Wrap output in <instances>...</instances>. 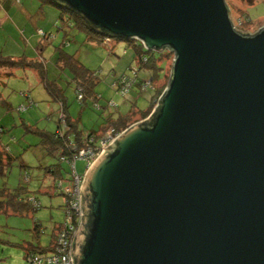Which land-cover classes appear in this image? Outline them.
I'll use <instances>...</instances> for the list:
<instances>
[{"label":"water","instance_id":"obj_1","mask_svg":"<svg viewBox=\"0 0 264 264\" xmlns=\"http://www.w3.org/2000/svg\"><path fill=\"white\" fill-rule=\"evenodd\" d=\"M97 34L172 53L146 120L84 175L71 264H264V28L225 0H52Z\"/></svg>","mask_w":264,"mask_h":264},{"label":"rangeland","instance_id":"obj_2","mask_svg":"<svg viewBox=\"0 0 264 264\" xmlns=\"http://www.w3.org/2000/svg\"><path fill=\"white\" fill-rule=\"evenodd\" d=\"M248 1L251 4L242 0H225L233 28L242 35H254L264 28V0ZM33 2L39 6L37 1ZM46 8L59 16L58 10ZM2 18L0 15V20ZM20 19V16H15L14 20L6 18L5 24L0 23V55L43 62L47 78L55 80L63 90L69 116L75 120L80 118L79 129L83 133L87 134L92 129L97 131L107 116L111 115L115 120L119 115H127L133 110H148L149 97L152 95L150 89L147 88L139 96L135 87L126 97H122L112 87L122 75L130 76L134 67L133 50L126 42L111 39L110 50L103 44L87 41L85 33L76 28L71 29L67 40L63 41L65 32L59 20L49 31L44 30L51 33V38L41 39L29 27L24 30L25 22ZM37 46H42L39 51ZM57 47L76 55L87 69L96 72L99 79L95 86V93L100 98L98 109L90 100H87L86 106L77 101L74 84L70 82L67 72H62L57 67ZM172 60L173 57L165 63L163 86L169 80ZM142 76L139 74V77ZM27 97L35 103L33 108L27 106ZM20 106L27 108L19 110ZM59 118L58 104L51 100L31 71L14 69L11 76L0 80V129L3 130L0 134V146L3 149L6 147L8 154L14 158L5 175L0 176V189L15 190L24 187L40 203V208L35 212L0 213V264H27L23 246H47L54 225L64 220L61 206L65 203V198L54 189L57 178L48 172V167L56 168L59 165L57 168L64 179L62 183L66 186L68 181L65 179L70 166L46 155L39 145V137L29 131L36 128L39 131L55 132ZM138 119L139 116L135 114L129 122ZM85 166L84 161H76L75 167L79 175L84 174ZM36 224L39 225L38 233L35 231Z\"/></svg>","mask_w":264,"mask_h":264},{"label":"trees","instance_id":"obj_3","mask_svg":"<svg viewBox=\"0 0 264 264\" xmlns=\"http://www.w3.org/2000/svg\"><path fill=\"white\" fill-rule=\"evenodd\" d=\"M19 1V0H18ZM39 3L40 7L49 6L52 7L59 12L58 20L61 22L63 29H73L76 28L80 31H83L86 35L87 41L97 42L108 46L111 50V39L109 43H105V38L101 35H97L88 24L82 20L78 15L71 13L64 7H60L56 5L52 0H35ZM246 4L249 3L248 0H242ZM246 18V16H245ZM247 20V19H246ZM248 21V20H247ZM249 22V21H248ZM43 33L41 38L50 39L51 33L44 32L43 30H37ZM36 31V33H37ZM39 36V35H38ZM116 41H119L115 39ZM128 46H130L133 50V62L134 67L131 69V75H122L120 78L116 79L112 87L118 93V88L122 87L121 80L123 78H127L130 83V87L128 92L125 94L126 97L129 92L136 87L137 95L142 96L143 92L148 88L152 91V95L149 97L150 106L148 110L144 112H136L132 111L127 115L118 116L115 120H109L106 127L101 128L100 131L90 130L86 133H83L79 128L80 118L72 119L68 114V106L66 103V99L63 94V90L58 86L55 80H49L47 78V72L45 67L43 66V62H39L36 60H28V59H13L9 57H3L0 55V80L7 78L12 75V71L14 69H23L29 70L34 74V76L38 79L39 83L44 86L46 92L50 96L51 100L58 104L60 118L57 124V130L55 132L48 131H39L36 128L31 129L29 131L35 133L39 137V145L42 146L46 155L54 157L59 163L66 162V160L71 161L74 156V151H72V145L76 147H81L83 145V141L85 138L90 139L94 138L96 142L104 136L106 133L112 130V133H121L129 126L133 125V123L137 121H143L148 118V116L153 111L154 107L157 104L158 98L162 94L166 85H164L165 79V63L169 58L173 57L172 53L168 51H163L161 53H156L154 51H147L143 48V46L135 41H125ZM42 46H37V50L39 51ZM56 64L59 70L62 72H67L68 78L72 84H74V91L76 94L81 93L82 99L77 101L82 105L86 106L87 100H90L93 105L98 109L99 106V96L95 93V86L98 83L99 79L96 77V72H92L87 69L79 59L72 54L64 51L62 47L56 48ZM139 74H142V77H139ZM29 102L31 105L29 106ZM27 103L29 108L34 107V102L27 97ZM27 108V107H26ZM138 115L139 119L134 122H129V120L134 116ZM141 121V122H142ZM2 129H0V134H2ZM96 145L95 143L90 144V146ZM7 151V148H1L0 146V176L5 175L7 169L11 166L14 158H12ZM77 161V160H76ZM76 161L74 163H76ZM85 162V161H84ZM67 163V162H66ZM68 164V163H67ZM69 165V164H68ZM59 166V165H58ZM57 166V167H58ZM70 166V165H69ZM48 167V172L51 173L54 178H57V182L54 185V189L56 192L64 197V194L60 187H58V183L64 179H62V174L59 168ZM76 169V167H75ZM71 171V170H70ZM68 172V174L70 173ZM77 172V170H76ZM78 173V172H77ZM66 181L69 180V175ZM62 186L63 183H62ZM65 198V197H64ZM66 204L64 203L61 208L64 215V220L62 223L54 225L51 232V240L47 246H33L28 244L27 246H23L25 250V260L28 263V259L31 256H42L47 257L51 255L53 252H56L55 243L57 240V232L63 228L64 234L66 235V241L70 242L73 232L69 230V224L65 222L67 220V215L65 213ZM40 208L39 201L28 194L27 190L24 187H19L15 190H8L6 188L0 189V213H12V214H22L28 212H35ZM72 217V225L73 231L76 229L79 218L76 216ZM64 225V227H62ZM39 229V225H35V231Z\"/></svg>","mask_w":264,"mask_h":264},{"label":"built area","instance_id":"obj_4","mask_svg":"<svg viewBox=\"0 0 264 264\" xmlns=\"http://www.w3.org/2000/svg\"><path fill=\"white\" fill-rule=\"evenodd\" d=\"M37 34L39 36H42L43 33L41 31H37ZM110 39L105 38V43H109ZM122 87L118 88V94L122 97L125 96V94L128 92L130 83L128 82L127 78H123L121 80ZM77 99L81 100L82 95L81 93H77ZM31 105V102H29V106ZM26 107L20 106L19 110H25ZM123 132V131H122ZM120 133H112V130L106 133L104 136H102L98 142L95 141V139L92 137L90 139L85 138L83 141V145L81 147H76L75 145H72L71 149L74 151V156L71 161L66 160V162L70 165V173L68 184L66 186H62V182L60 181L57 185L61 188L64 197H65V213L67 215V222L69 224V230L73 232L70 242L66 241V235L64 234V229L61 228L57 232V240L55 243V249L56 252H53L51 255L44 257L42 256H31L28 259L29 264H71V249H72V241L74 238V235L76 234L80 223H81V206H80V188L82 181L84 179V175L91 166V164L98 158L100 153L102 152V149L107 147L116 137H118ZM95 143L96 145L90 146V144L93 145ZM81 160L85 161V171L84 174L79 175L76 172L75 169V161ZM76 216V218H79V223L76 227V229L73 231V225H72V217ZM64 227V225H62Z\"/></svg>","mask_w":264,"mask_h":264},{"label":"crops","instance_id":"obj_5","mask_svg":"<svg viewBox=\"0 0 264 264\" xmlns=\"http://www.w3.org/2000/svg\"><path fill=\"white\" fill-rule=\"evenodd\" d=\"M33 1L35 0H0V15L3 16V18L0 20V23L4 22L5 24L6 18H11L14 20L15 16H20V21L22 20L25 22L24 30H28L27 27H29L35 34H37L36 30L44 31L47 29L49 31L56 24L58 16H56V13L54 14V12H50V10L46 8L49 6L40 7L37 6V4ZM33 28L35 29L34 31ZM64 32L63 41L67 40V36H69L68 33L70 34L72 31L70 29L64 28ZM77 58L79 59V57ZM109 120H114L112 119L111 115L105 117L104 122L98 127L97 130L100 131L101 128L106 127V124H108Z\"/></svg>","mask_w":264,"mask_h":264}]
</instances>
